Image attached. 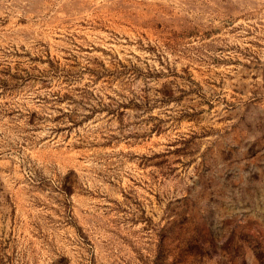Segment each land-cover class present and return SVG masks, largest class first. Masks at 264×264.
I'll list each match as a JSON object with an SVG mask.
<instances>
[{
	"label": "rangeland",
	"instance_id": "374dc122",
	"mask_svg": "<svg viewBox=\"0 0 264 264\" xmlns=\"http://www.w3.org/2000/svg\"><path fill=\"white\" fill-rule=\"evenodd\" d=\"M0 264H264V0H0Z\"/></svg>",
	"mask_w": 264,
	"mask_h": 264
}]
</instances>
